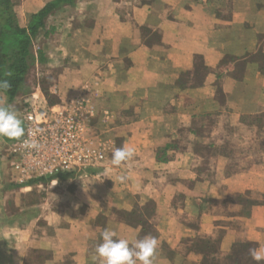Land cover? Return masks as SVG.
I'll use <instances>...</instances> for the list:
<instances>
[{
	"label": "crops",
	"instance_id": "1",
	"mask_svg": "<svg viewBox=\"0 0 264 264\" xmlns=\"http://www.w3.org/2000/svg\"><path fill=\"white\" fill-rule=\"evenodd\" d=\"M50 1L18 7L31 16ZM90 2L94 16L83 9L51 35L53 89L65 103L96 101L113 125L107 140L89 122L90 136L107 153L127 144L134 156L119 167L105 158L96 176L22 182L8 141L0 264H92L105 227L130 244L157 237L154 264H257L249 249L264 244V0Z\"/></svg>",
	"mask_w": 264,
	"mask_h": 264
},
{
	"label": "built area",
	"instance_id": "2",
	"mask_svg": "<svg viewBox=\"0 0 264 264\" xmlns=\"http://www.w3.org/2000/svg\"><path fill=\"white\" fill-rule=\"evenodd\" d=\"M23 121L26 134L41 147L28 150L18 141L10 142L11 165L22 182L96 168L105 161L107 147L90 136L88 115L80 105L44 109L33 103Z\"/></svg>",
	"mask_w": 264,
	"mask_h": 264
},
{
	"label": "rangeland",
	"instance_id": "3",
	"mask_svg": "<svg viewBox=\"0 0 264 264\" xmlns=\"http://www.w3.org/2000/svg\"><path fill=\"white\" fill-rule=\"evenodd\" d=\"M15 4V11L17 13V16L20 15L22 26H27L30 20V15L22 14L23 12L19 6L21 0H13ZM91 0H80L75 4L74 6L64 8V10L60 11L56 15H52L51 19L47 20V26L44 31L41 32V34L34 40V53L38 55V51L43 50V56L46 59V61L43 64H35L27 79L24 90L12 101L8 102L7 98L4 95H0V104H10L14 107V109L17 111L18 115L23 119L25 112L27 111L30 104H35L37 107H43L44 109L52 108V107H62L66 106L67 104H71L72 102L65 103L61 100L60 96L55 93L54 91V85L56 83V78L59 76V65L58 64H50L49 61V55H50V40H53V37L51 35L55 32L54 30L56 27H61L65 22L68 21L69 18L72 17H81V11L84 9H87V17H92L95 15V6L93 3L88 4ZM80 3V4H79ZM82 4V5H81ZM87 4V5H86ZM77 6V7H76ZM76 7V8H75ZM19 18V17H18ZM26 21V22H25ZM45 31H50L49 36H45ZM52 32V33H51ZM51 37V38H50ZM74 101H80V103H76L77 105H80L82 109L85 110L87 115L89 116L90 120L88 119V125L89 122L92 124L94 130L96 131V134H100L102 137L109 139V127L113 125V122L110 121V119L103 120L101 118H98L96 115L97 112V104L96 101L94 103L93 100H86L83 97H77L74 98ZM96 115V116H95ZM90 127V125H89ZM8 141L0 140V163L5 162L9 160L8 152L4 146H6V143ZM108 147V146H107ZM112 153H107V160H110ZM109 164V161H108ZM7 168V167H6ZM93 169V170H92ZM85 170L89 176H96L98 175V170L95 168ZM106 169V168H105ZM103 169V171L105 170ZM1 173V171H0ZM86 173H73V178H80V176L85 175ZM98 180V179H97ZM93 188H96L95 184L91 185ZM40 191L42 193H49L50 189L41 188ZM63 200V199H62ZM60 201L57 203L56 200V206L60 205ZM61 203H64L61 202Z\"/></svg>",
	"mask_w": 264,
	"mask_h": 264
},
{
	"label": "trees",
	"instance_id": "4",
	"mask_svg": "<svg viewBox=\"0 0 264 264\" xmlns=\"http://www.w3.org/2000/svg\"><path fill=\"white\" fill-rule=\"evenodd\" d=\"M78 1L52 0L31 15L28 25L23 27L19 23L14 1L0 0V81L10 84V89L0 95H4L8 102H12L24 90L32 67L46 61L43 50L38 51V55L34 53V40L46 29L49 17L57 9L74 6ZM49 35L50 31H45V36ZM70 174L63 172L49 179L63 178ZM43 181L46 179H37L31 183Z\"/></svg>",
	"mask_w": 264,
	"mask_h": 264
},
{
	"label": "clouds",
	"instance_id": "5",
	"mask_svg": "<svg viewBox=\"0 0 264 264\" xmlns=\"http://www.w3.org/2000/svg\"><path fill=\"white\" fill-rule=\"evenodd\" d=\"M10 89L7 81H0V93ZM18 141L28 150H39L41 145L26 134L23 119L10 104H0V140ZM134 150L127 146L113 149L111 163L121 166L131 160ZM158 247V238L146 235L142 239L129 242L119 238L118 233L111 227L101 231V242L97 243L91 257L92 264H154V257ZM250 257L260 264L264 261V244L249 249Z\"/></svg>",
	"mask_w": 264,
	"mask_h": 264
}]
</instances>
